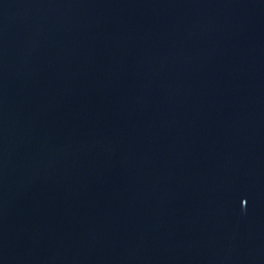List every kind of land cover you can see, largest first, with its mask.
Listing matches in <instances>:
<instances>
[{"label":"water","instance_id":"water-1","mask_svg":"<svg viewBox=\"0 0 264 264\" xmlns=\"http://www.w3.org/2000/svg\"><path fill=\"white\" fill-rule=\"evenodd\" d=\"M0 264H264V0H0Z\"/></svg>","mask_w":264,"mask_h":264}]
</instances>
